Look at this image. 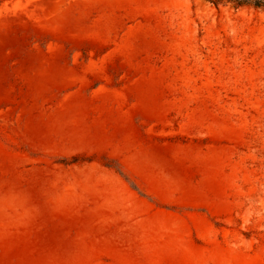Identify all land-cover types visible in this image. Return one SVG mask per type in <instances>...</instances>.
Returning a JSON list of instances; mask_svg holds the SVG:
<instances>
[{
  "label": "rangeland",
  "instance_id": "rangeland-1",
  "mask_svg": "<svg viewBox=\"0 0 264 264\" xmlns=\"http://www.w3.org/2000/svg\"><path fill=\"white\" fill-rule=\"evenodd\" d=\"M0 264H264V10L0 0Z\"/></svg>",
  "mask_w": 264,
  "mask_h": 264
},
{
  "label": "trees",
  "instance_id": "trees-1",
  "mask_svg": "<svg viewBox=\"0 0 264 264\" xmlns=\"http://www.w3.org/2000/svg\"><path fill=\"white\" fill-rule=\"evenodd\" d=\"M212 6H231L233 9L251 8L254 10H264V0H204Z\"/></svg>",
  "mask_w": 264,
  "mask_h": 264
}]
</instances>
